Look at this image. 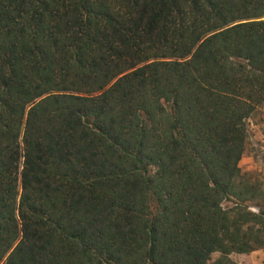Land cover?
Masks as SVG:
<instances>
[{"label": "trees", "instance_id": "1", "mask_svg": "<svg viewBox=\"0 0 264 264\" xmlns=\"http://www.w3.org/2000/svg\"><path fill=\"white\" fill-rule=\"evenodd\" d=\"M263 103L264 0H0V264H239Z\"/></svg>", "mask_w": 264, "mask_h": 264}, {"label": "rangeland", "instance_id": "2", "mask_svg": "<svg viewBox=\"0 0 264 264\" xmlns=\"http://www.w3.org/2000/svg\"><path fill=\"white\" fill-rule=\"evenodd\" d=\"M247 138L245 150L240 159L251 158L245 161L240 167L241 174L247 179L249 184L255 188V199L250 202V210L253 212L264 211V103L259 106L247 120ZM262 152V153H258ZM239 161V162H240ZM226 201L224 205H230ZM252 254V257H249ZM219 256L215 252L211 260ZM229 257L239 264H259L262 260L264 264V248L256 249L254 252L232 253ZM261 264V263H260Z\"/></svg>", "mask_w": 264, "mask_h": 264}, {"label": "crops", "instance_id": "3", "mask_svg": "<svg viewBox=\"0 0 264 264\" xmlns=\"http://www.w3.org/2000/svg\"><path fill=\"white\" fill-rule=\"evenodd\" d=\"M250 159H251V158H246V159L244 158V159H242V160L239 162V166L241 167L245 161H250ZM252 252H254V251H252ZM245 254H246V253H245ZM249 257H252V254H251ZM260 263L263 264V263H262V260L260 261ZM260 263H259V264H260Z\"/></svg>", "mask_w": 264, "mask_h": 264}, {"label": "built area", "instance_id": "4", "mask_svg": "<svg viewBox=\"0 0 264 264\" xmlns=\"http://www.w3.org/2000/svg\"><path fill=\"white\" fill-rule=\"evenodd\" d=\"M259 154L262 153V152H258Z\"/></svg>", "mask_w": 264, "mask_h": 264}]
</instances>
